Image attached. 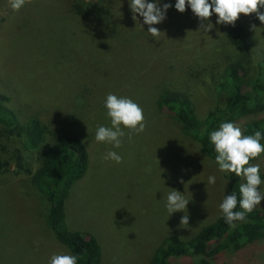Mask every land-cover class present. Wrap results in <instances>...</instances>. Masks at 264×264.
Masks as SVG:
<instances>
[{"label": "rangeland", "instance_id": "obj_1", "mask_svg": "<svg viewBox=\"0 0 264 264\" xmlns=\"http://www.w3.org/2000/svg\"><path fill=\"white\" fill-rule=\"evenodd\" d=\"M105 2L107 17L94 21L72 17L67 0H26L18 11L9 0H0V95L19 124L35 117L47 127L42 146L28 150L25 133L18 135L0 122L5 165L0 264H48L53 253L71 254L47 226V200L33 183L43 152L66 131L80 136L90 155L87 172L66 200V223L97 237L102 264H147L167 237L190 239L222 215L219 205L228 192L224 171L183 135L177 121L158 110L157 100L165 89L180 90L204 118L217 103L224 66L245 56L229 41L232 26L216 24L213 13L204 23L214 27L205 33L190 7L180 13L176 0H160L161 6L172 7L163 22L153 25L162 33L152 37L142 17V26L132 19L129 0ZM235 24L250 34L246 57L255 74L264 62V24L255 14H241ZM109 93L131 98L144 111V131L136 134L122 126L119 148L95 139L98 125L111 126L104 107ZM263 117L264 112L235 123L243 129L248 120ZM108 151L122 162L103 159ZM257 164L264 181V154ZM210 175L215 184L208 183ZM259 187L264 191V183ZM172 189L189 203L170 214L166 204ZM256 207L264 208V202ZM184 215L189 223L180 225ZM188 261L171 258V264ZM212 264H264V238L216 255Z\"/></svg>", "mask_w": 264, "mask_h": 264}, {"label": "trees", "instance_id": "obj_2", "mask_svg": "<svg viewBox=\"0 0 264 264\" xmlns=\"http://www.w3.org/2000/svg\"><path fill=\"white\" fill-rule=\"evenodd\" d=\"M67 3L69 13L77 19L102 20L109 13L105 0H67ZM228 37L231 45L245 56L224 66L222 79L216 89L217 103L204 118L197 115L191 97L180 90L165 89L157 100L158 110L177 121L183 135L196 141L202 152L216 164L217 153L210 141V132L218 130L222 122L235 123L241 118L264 112V62L257 64L255 74L250 73L247 64L250 60L246 56L251 37L246 28L235 24L229 29ZM223 96L226 97L225 103L221 101ZM3 99L0 95V122L9 130L17 131L18 135L25 133L26 149L40 148L46 139L45 124L35 117L19 124L17 115L4 105ZM242 130L244 135L259 130L264 136V117L248 120ZM260 142L264 144V139ZM259 157L250 160V164H257ZM89 162L87 145L80 136L70 131L57 134L40 157L33 174V183L47 200V226L68 247L71 254L78 257L77 264H102V249L97 237L88 231L70 229L65 219L66 200L75 183L87 172ZM20 163L22 165L21 160ZM4 166L0 159V173ZM224 177L228 184L226 195L234 192L239 200V186L246 181L242 176L237 177L226 171ZM235 211H241L239 204ZM263 238L264 208L255 207L252 212L246 213L244 221H235L234 228L229 227L222 214L190 239L167 237L147 264H171V258L177 257L190 259L187 263L177 264H212V258L216 255L239 250Z\"/></svg>", "mask_w": 264, "mask_h": 264}, {"label": "clouds", "instance_id": "obj_3", "mask_svg": "<svg viewBox=\"0 0 264 264\" xmlns=\"http://www.w3.org/2000/svg\"><path fill=\"white\" fill-rule=\"evenodd\" d=\"M11 8L14 11L21 9L26 0H9ZM186 6L190 7L192 13L199 18L201 24L199 30L207 33L214 27L209 18L216 14L218 17L216 24L235 26V22L241 14L245 16L255 14L259 21L264 24V0H176L175 9L184 13ZM172 5L164 3L162 6L160 0L149 2V0H129V8L132 13V19L138 21V17L143 18V24L148 25L147 32L152 37H159L162 33L157 25L166 19V13ZM140 24V22H139ZM141 25V24H140ZM142 26V25H141ZM250 30L256 32L257 26L252 24ZM106 115L110 118L111 126L98 125L95 139L97 142H106L119 148L122 144L121 138L125 135L123 128H128L136 134L142 133L146 127L143 108L129 97L117 96L116 94H107L104 102ZM210 141L214 145L216 162L220 171L234 173L237 177H243L246 182L239 186L240 198L232 192L225 195L219 205L225 222L229 227H235V221H244L246 213H250L257 205L264 202V191L260 185L264 183L260 175V165L250 164V160L264 154V139L261 131L255 130L251 135H244L242 128L233 122H222L218 130L209 134ZM131 139V134H129ZM105 160H112L116 163L122 162V157L115 151H108L103 157ZM183 183L181 179L179 181ZM216 177H208L209 184H215ZM189 200L185 199L180 191L172 189L167 195V210L170 214L178 211H184L187 208ZM241 211H235L237 205ZM189 216L181 217L180 225L188 224ZM78 257L67 253H53L48 260V264H77Z\"/></svg>", "mask_w": 264, "mask_h": 264}]
</instances>
